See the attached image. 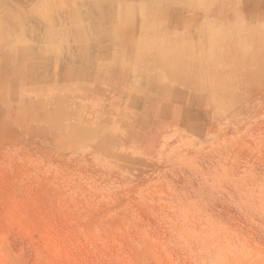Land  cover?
I'll return each mask as SVG.
<instances>
[{
  "label": "rangeland",
  "instance_id": "1",
  "mask_svg": "<svg viewBox=\"0 0 264 264\" xmlns=\"http://www.w3.org/2000/svg\"><path fill=\"white\" fill-rule=\"evenodd\" d=\"M0 264H264V0H0Z\"/></svg>",
  "mask_w": 264,
  "mask_h": 264
},
{
  "label": "crops",
  "instance_id": "2",
  "mask_svg": "<svg viewBox=\"0 0 264 264\" xmlns=\"http://www.w3.org/2000/svg\"><path fill=\"white\" fill-rule=\"evenodd\" d=\"M112 7H113L112 2L105 3L104 5L95 4V8L98 9L99 11L108 10L107 13L102 16V20L99 23L100 26H102V24H105L108 21V18L106 15L111 16V24L115 23L113 16H112V13H111Z\"/></svg>",
  "mask_w": 264,
  "mask_h": 264
}]
</instances>
